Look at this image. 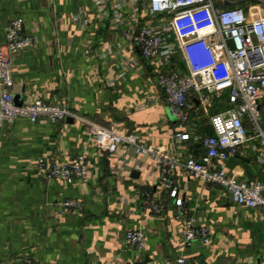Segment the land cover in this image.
Instances as JSON below:
<instances>
[{"label":"crops","instance_id":"obj_1","mask_svg":"<svg viewBox=\"0 0 264 264\" xmlns=\"http://www.w3.org/2000/svg\"><path fill=\"white\" fill-rule=\"evenodd\" d=\"M229 3L243 6L253 19L264 18V0ZM148 17V10L134 15L122 0H106L104 12L95 0H0V46L14 18L23 20L34 39L15 58L14 94L22 104L56 102L79 116L0 125V264L26 258L38 264H165L181 255L190 264H264L261 210L235 204L227 189L178 167L181 213L148 156L136 157L127 144L108 153L89 133L85 120L116 122L121 133H133L178 160L205 154L203 139L213 134L210 117L227 106L226 97L204 108L193 94L184 130L190 139L174 137L178 122L158 82V63L144 58L133 40ZM100 46L104 55L96 52ZM260 108L264 128V98ZM258 152V139L248 141L225 163L229 174L263 179ZM78 155L91 168L86 181L49 180L40 165L65 164ZM68 198L79 200L81 210L64 211L61 202ZM150 200L162 205L160 212L147 205ZM188 219L209 228V246H182ZM138 228L146 231L143 249L125 241Z\"/></svg>","mask_w":264,"mask_h":264},{"label":"built area","instance_id":"obj_2","mask_svg":"<svg viewBox=\"0 0 264 264\" xmlns=\"http://www.w3.org/2000/svg\"><path fill=\"white\" fill-rule=\"evenodd\" d=\"M101 11L106 9V0H95ZM129 5L134 15L148 10L149 17L139 25L133 36L142 56L156 60L158 82L167 95L170 112L176 117L178 131L176 139H190L184 132L190 119L193 94L206 108L226 97L227 106L210 117L213 134L203 139L205 154L199 158L190 157L184 161L170 153L141 142L133 133L123 134L118 124L109 126L85 120L96 146L108 153H115L119 146L127 144L136 157L148 156L159 172L158 183L176 201L182 213L184 201L177 194L174 175L178 167L205 184H217L227 189L235 204L261 210L264 214V178L238 180L230 175L225 163L237 156L243 145L258 139L257 160L264 166V128L260 100L264 98V18H251L241 5H231L229 0H122ZM120 14L115 18L119 19ZM174 36L175 44L169 41ZM34 39L24 31L21 18L12 19L6 29V44L0 46V125L12 123L18 118L32 122L45 118L52 123L69 118H79L65 104L50 101H36L30 104L15 103L14 61L16 56L31 48ZM106 49L100 46L96 52L104 55ZM175 55L181 56L184 69L173 62ZM49 180L60 179L68 183L86 181L91 168L85 155H78L71 161L60 164H45L40 160ZM141 167V164L137 165ZM148 206L160 212L159 202H147ZM64 211L78 212L81 202L68 198L61 202ZM146 231L142 228L126 233V244L143 249L146 246ZM212 242L209 228L198 225L193 219L186 221L182 246L196 243L201 247ZM9 264H38L31 258L22 262L12 260ZM134 264H160L155 261H141ZM165 264H190L181 255Z\"/></svg>","mask_w":264,"mask_h":264},{"label":"rangeland","instance_id":"obj_3","mask_svg":"<svg viewBox=\"0 0 264 264\" xmlns=\"http://www.w3.org/2000/svg\"><path fill=\"white\" fill-rule=\"evenodd\" d=\"M169 41L172 42L173 44H175V39H174V36L172 34L169 37ZM173 62L175 63V66H177L179 69H181V70L184 69V65H183V63L181 61V56L180 55H175L174 58H173Z\"/></svg>","mask_w":264,"mask_h":264},{"label":"water","instance_id":"obj_4","mask_svg":"<svg viewBox=\"0 0 264 264\" xmlns=\"http://www.w3.org/2000/svg\"><path fill=\"white\" fill-rule=\"evenodd\" d=\"M15 103L17 104V105H21L22 103L20 102V100H19V96L18 95H15ZM172 118L175 120V116H172Z\"/></svg>","mask_w":264,"mask_h":264}]
</instances>
